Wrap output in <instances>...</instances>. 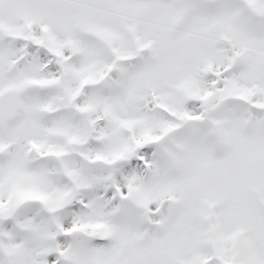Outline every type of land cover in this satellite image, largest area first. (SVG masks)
Here are the masks:
<instances>
[{
    "label": "snow or ice",
    "instance_id": "snow-or-ice-1",
    "mask_svg": "<svg viewBox=\"0 0 264 264\" xmlns=\"http://www.w3.org/2000/svg\"><path fill=\"white\" fill-rule=\"evenodd\" d=\"M0 264H264V0H0Z\"/></svg>",
    "mask_w": 264,
    "mask_h": 264
}]
</instances>
